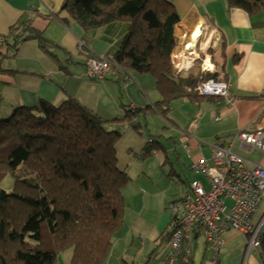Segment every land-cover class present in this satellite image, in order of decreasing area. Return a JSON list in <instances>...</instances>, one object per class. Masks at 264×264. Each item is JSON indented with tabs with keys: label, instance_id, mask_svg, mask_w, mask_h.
Returning <instances> with one entry per match:
<instances>
[{
	"label": "trees",
	"instance_id": "trees-1",
	"mask_svg": "<svg viewBox=\"0 0 264 264\" xmlns=\"http://www.w3.org/2000/svg\"><path fill=\"white\" fill-rule=\"evenodd\" d=\"M228 3L251 16L264 11V0ZM62 12L86 31L129 23V31L114 54H95L83 42L79 51L87 62L99 56L108 58L118 74L154 76L162 99L152 106L132 109L122 94L121 117L102 116L73 97L58 105L41 99L35 106L16 108L9 116L0 114V264H57L68 250L72 251L70 264H107L115 236L124 224L125 190L131 182L119 166L117 143L128 127L142 136L147 123L141 117L157 114L168 119L176 100L198 103L216 97L199 95L196 88L201 83L227 82L219 72L204 71L200 65L177 72L173 53L181 16L168 0H64ZM5 40L7 54L13 57L30 40H37L59 62L63 61L58 52L70 54L35 29L30 19L20 20ZM209 54L213 55L212 49ZM87 75L97 81L114 76L93 79L88 70ZM117 79L126 82L123 77ZM1 101L0 96V107ZM153 143L141 157L153 152ZM20 166L36 179L16 180L12 191H6L2 181ZM258 253L264 264V227ZM178 264H195L192 249Z\"/></svg>",
	"mask_w": 264,
	"mask_h": 264
},
{
	"label": "crops",
	"instance_id": "crops-1",
	"mask_svg": "<svg viewBox=\"0 0 264 264\" xmlns=\"http://www.w3.org/2000/svg\"><path fill=\"white\" fill-rule=\"evenodd\" d=\"M168 1L174 3L181 16L175 30L179 43L183 42V36L191 35L198 27L203 28V33L213 31L219 37L211 48L213 55H209L213 65L211 72H219L230 84L231 101L217 96L198 103L179 99L173 102L166 120L157 114L146 119L141 117L143 123L145 120L147 123V131H142V136L132 127L127 128L117 143V155L119 166L130 175L131 182H137V192H128L129 199L125 195L124 224L115 236L107 264H163L170 249L173 214L169 206L179 199L170 196L169 188L162 181L165 172L155 176L154 181L147 173L132 174V166L154 153L163 164L174 161L161 153L167 152L168 146L153 138V133H157L155 125L161 128L158 122L174 135L168 139L178 137L181 141L182 161L187 158L188 167L193 162L211 160L217 145L232 149L249 166L260 164L264 167V151L238 138L243 132L264 130V11L251 16L242 9L230 8L228 0ZM63 3L64 0H0L2 116H9L18 107L35 106L41 99L58 105L73 97L102 116L121 117L123 108L119 97L122 94V100L132 109L152 106L162 99L152 75L132 73L131 81L124 83L115 76L104 81L90 79L86 58L79 51L80 43H86L95 54L110 56L120 49L129 23L116 22L86 31L68 18L67 12H62ZM61 18L69 22L65 24ZM28 19L35 29L70 53L58 52L59 59L65 63L47 53L37 40L22 44L15 57L7 54L9 45L5 37L20 20ZM237 55L238 61L234 62ZM200 64L201 61L197 65ZM153 142V152L149 157H141L140 153ZM175 175H178L175 168L167 174L172 182H175L172 178ZM141 179L146 180L148 192L140 195ZM193 181L188 183V191ZM203 181L208 187L206 178ZM262 212L264 204L259 218ZM202 234L203 229L199 228L188 242L195 264H262L260 253H247L248 237L234 230L224 234V243L218 253L204 237V248L196 254Z\"/></svg>",
	"mask_w": 264,
	"mask_h": 264
},
{
	"label": "built area",
	"instance_id": "built-area-1",
	"mask_svg": "<svg viewBox=\"0 0 264 264\" xmlns=\"http://www.w3.org/2000/svg\"><path fill=\"white\" fill-rule=\"evenodd\" d=\"M194 46H190L191 35L183 36V42L177 44L173 62L177 72H188L201 61L204 71H211L206 66L209 50L219 40L214 32L203 33V28ZM82 46V43H80ZM88 58V57H87ZM88 74L93 79H105L109 75L123 77L131 81L130 73H116L112 62L104 56L88 59ZM201 96H217L230 99L228 82L209 80L196 88ZM238 138L250 147L264 151V130L258 129L251 133H240ZM192 172L202 173L208 188L201 180H194L189 191L170 208L173 214V232L170 236V249L163 264H178L183 254H190L189 239L199 228L207 242L218 253L224 243V234L234 230L248 237L247 253L258 252L264 227V212H259L264 204V167L260 164L249 166L247 161L231 149L215 146L211 160L204 159L191 165Z\"/></svg>",
	"mask_w": 264,
	"mask_h": 264
},
{
	"label": "rangeland",
	"instance_id": "rangeland-1",
	"mask_svg": "<svg viewBox=\"0 0 264 264\" xmlns=\"http://www.w3.org/2000/svg\"><path fill=\"white\" fill-rule=\"evenodd\" d=\"M154 77V76H152ZM158 126H160L161 128H156L155 125V130L156 132L159 134L157 135V133H153L154 136H160L158 138L154 137L153 138L155 140L158 141H162L163 144H165V146H168V151L163 152L161 151L162 155L167 154L170 159H174V161L172 160H168L167 163L163 164V162L157 158V156L154 154H152L149 158L144 159V160H139L134 166H132V174L136 173V174H141V173H147L148 176L154 181V177L157 175L161 176V173L165 172L164 176V184L167 188H169V193L170 196H174L176 197V199H180L184 193H186L188 191V183L191 182L192 180L195 179H203L205 180V178L202 175H194L193 172L191 171L190 167H188V159L185 158V162L182 161L183 158V151L180 147V143L181 141L178 139V137H176L175 139H168L170 136H174L172 135V132L170 129H163L162 128V124H160L159 122L157 123ZM164 125V123H163ZM142 131H147V129L145 127H142ZM152 139V138H151ZM154 144V143H153ZM173 155V156H172ZM179 160H181V162H178ZM172 162L175 164H172ZM173 168H175V170L177 171L178 175H175L174 177H172L175 182L171 181L170 176H167V174L171 173ZM35 180L36 176H34L30 171H28L26 169L25 166H20L17 170H15L12 174H9L8 176L5 177V179L2 181V187L3 189H5L6 191H12L13 187H14V183L16 182V180ZM134 182H130L128 184V186L126 187V192L125 195L127 194V197L129 199L128 196V192H137V187L136 184L137 182L135 180H133ZM135 183V184H134ZM139 193L140 195L143 193V191L148 192V189L146 188L145 184L147 183L145 179H141L139 181ZM206 188H208L206 186ZM174 221V218H173ZM173 221H172V232H173ZM172 232L170 234V236L172 235ZM205 235H201L200 237V241H199V248L196 250V254L199 253V251L201 249L204 248V243H205V239H204ZM206 238V237H205ZM211 250H209L210 252ZM208 252V253H209ZM71 256H72V251L68 250L66 252H63L60 256H59V260L57 264H70L71 261ZM261 262L263 264V260L261 257Z\"/></svg>",
	"mask_w": 264,
	"mask_h": 264
},
{
	"label": "bare ground",
	"instance_id": "bare-ground-1",
	"mask_svg": "<svg viewBox=\"0 0 264 264\" xmlns=\"http://www.w3.org/2000/svg\"><path fill=\"white\" fill-rule=\"evenodd\" d=\"M200 33H201V30L199 28H196L194 30V36L192 38L190 37V42H191L190 46H194L195 45L197 37L200 35ZM206 66L207 67H212L213 66L212 63L210 62V60H208V59L206 61ZM169 209L171 210L170 206H169ZM171 212H172V210H171Z\"/></svg>",
	"mask_w": 264,
	"mask_h": 264
}]
</instances>
